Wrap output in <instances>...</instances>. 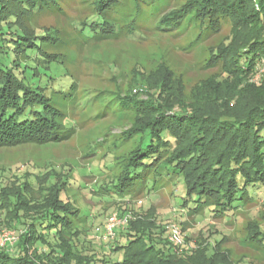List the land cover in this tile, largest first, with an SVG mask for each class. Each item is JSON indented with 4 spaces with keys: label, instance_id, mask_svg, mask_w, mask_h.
Masks as SVG:
<instances>
[{
    "label": "rangeland",
    "instance_id": "rangeland-1",
    "mask_svg": "<svg viewBox=\"0 0 264 264\" xmlns=\"http://www.w3.org/2000/svg\"><path fill=\"white\" fill-rule=\"evenodd\" d=\"M95 1L59 0L62 10L46 8L27 18L29 30L55 28L61 39L59 47L49 43L43 47L59 60L52 65L51 77L44 80L52 104L63 112L59 120L67 138L0 148V246L16 247L17 240L6 241L16 231L5 225L14 219L10 212L17 215L18 226L27 222L24 208L8 210L2 201L8 197L16 204L20 197L51 193L79 210L73 226L83 235L81 240L73 237L74 241L86 255H97L98 264L123 259V249L114 248L129 240L124 232L132 221L136 226L157 224L152 231L157 234L162 229L167 237L168 226L179 224L185 245L174 250L186 261L191 255L200 258L209 245L212 253L216 245L226 264H264V246L257 240L264 230V188H258L246 205L225 214L185 209L180 204L184 181L171 173L174 152L168 149L164 165L156 167L161 182L153 186L154 173L147 172L144 185L153 189L131 196H121L117 190L129 155L143 139V151L148 147L149 137L143 134L155 120L173 116L183 106L194 107L199 114L240 115L244 103L239 107L240 88L229 79L223 61L210 59L224 41L234 38L238 48L257 32L250 27L235 32L229 16L219 17L220 28L215 32L192 12L177 26L162 23L164 16L193 0H118L110 15L115 20L97 14ZM106 21L112 36L103 31ZM93 23L98 25L93 28ZM219 82L222 86L215 100L211 94ZM14 187H19L18 196L10 194ZM116 211L131 215L128 228L117 230L113 239L104 238L108 218ZM46 238L54 242L55 235ZM43 243L39 241L37 247L41 249Z\"/></svg>",
    "mask_w": 264,
    "mask_h": 264
},
{
    "label": "trees",
    "instance_id": "trees-1",
    "mask_svg": "<svg viewBox=\"0 0 264 264\" xmlns=\"http://www.w3.org/2000/svg\"><path fill=\"white\" fill-rule=\"evenodd\" d=\"M94 4L97 14L115 20L110 15L118 0H96ZM60 6L59 0H0V148L48 144L67 138L59 120L63 112L52 104L53 97L47 79L44 80V76L51 77L52 65L59 60L43 47L48 43L59 47L61 39L55 28L38 32L36 27H26L28 16L45 12L46 8L50 12L60 11ZM256 6L254 0H193L162 18L167 27L177 26L192 12L202 19L204 27L216 32L220 28L219 17L229 16L235 32L240 33L242 27L257 32L238 48L234 47V38L228 43L224 41L210 59L214 63L224 62L229 79L240 88L239 107L244 103L240 115L227 111L199 114L194 107L183 106L173 116L155 120L143 134V138L149 137L148 147L143 151V139L118 176L117 190L121 196L141 195L161 182L156 167L164 165L163 156L168 149L174 152L169 165L171 173L182 176L184 181L185 196L180 204L185 209L225 214L246 205L258 188H264V75L254 81L264 60V0L258 1V9ZM107 24H103V31L108 37L114 32L105 27ZM97 25L93 23L92 27ZM220 86V82L213 86L211 95L215 100ZM148 171L154 173L152 188L147 187L148 183L144 185ZM18 189L14 187L10 194L18 196ZM2 207L15 211L24 208L27 222L18 226L17 215L10 212L14 219L5 225L16 229L18 239L15 248L0 246V264L100 261L97 255H86L74 241L73 237L81 240L83 233L73 226V217L77 218L79 210L69 202L50 193L46 197H20L16 204L6 197ZM53 208L66 211H52ZM153 221L155 224L154 218ZM132 222L124 232L129 240L114 248L123 249V259L112 264H226L215 250L216 245L212 253L209 245L201 250L200 258L191 255L186 261L175 252L174 245L162 233L164 230L157 234L152 231L157 224L146 227ZM120 228L125 227H118L116 235ZM51 232L54 242L46 238ZM257 240L264 246V230ZM39 241L44 242L41 249L37 247Z\"/></svg>",
    "mask_w": 264,
    "mask_h": 264
},
{
    "label": "built area",
    "instance_id": "built-area-1",
    "mask_svg": "<svg viewBox=\"0 0 264 264\" xmlns=\"http://www.w3.org/2000/svg\"><path fill=\"white\" fill-rule=\"evenodd\" d=\"M257 1V0H254ZM257 3V8H258V2ZM264 75V60H263V67L260 68L258 73L256 74L254 81H259V79ZM140 203L142 201H139ZM131 218V215H123L121 216L118 211L112 213L110 217L108 218L107 224L105 225V231L104 235H102L104 238H115L116 236V229L118 227H126L127 223L129 222ZM168 229L170 230V233L168 235L169 241L174 245L175 248L178 247H183L185 245V238L183 236V232L179 224L177 223H172L171 225L168 226ZM18 238L17 231L13 232V237L12 238H6V241L11 239L10 242L16 241Z\"/></svg>",
    "mask_w": 264,
    "mask_h": 264
}]
</instances>
